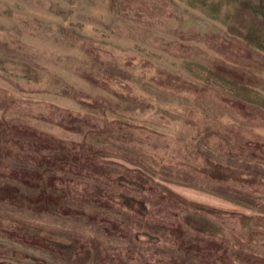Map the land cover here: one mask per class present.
I'll return each instance as SVG.
<instances>
[{
	"label": "rangeland",
	"instance_id": "1",
	"mask_svg": "<svg viewBox=\"0 0 264 264\" xmlns=\"http://www.w3.org/2000/svg\"><path fill=\"white\" fill-rule=\"evenodd\" d=\"M186 1L0 0V264H264V21Z\"/></svg>",
	"mask_w": 264,
	"mask_h": 264
},
{
	"label": "trees",
	"instance_id": "2",
	"mask_svg": "<svg viewBox=\"0 0 264 264\" xmlns=\"http://www.w3.org/2000/svg\"><path fill=\"white\" fill-rule=\"evenodd\" d=\"M186 3L188 8L198 9L208 14L210 18L212 16V18L214 17L215 19H217L216 15L220 13L222 7H226L222 2L215 1L209 3L205 0H189L188 2L186 1ZM237 7H239L241 12H249L252 17L258 20V22L255 20L257 23L260 22L259 19L264 21V0H243V2H240ZM262 30L263 29H259L256 24L249 25V27L244 30V33H246L245 36H243L246 40L245 42L251 46L253 45L256 49L262 47L263 42H259L262 35H264ZM197 79L203 80L202 77H198ZM243 263L247 264L245 262Z\"/></svg>",
	"mask_w": 264,
	"mask_h": 264
}]
</instances>
